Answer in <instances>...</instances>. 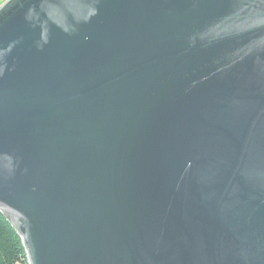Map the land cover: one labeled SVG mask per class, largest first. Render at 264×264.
<instances>
[{"label": "water", "instance_id": "water-1", "mask_svg": "<svg viewBox=\"0 0 264 264\" xmlns=\"http://www.w3.org/2000/svg\"><path fill=\"white\" fill-rule=\"evenodd\" d=\"M0 210L29 264H264V0H7Z\"/></svg>", "mask_w": 264, "mask_h": 264}, {"label": "trees", "instance_id": "trees-1", "mask_svg": "<svg viewBox=\"0 0 264 264\" xmlns=\"http://www.w3.org/2000/svg\"><path fill=\"white\" fill-rule=\"evenodd\" d=\"M0 264H29L21 236L1 210Z\"/></svg>", "mask_w": 264, "mask_h": 264}, {"label": "clouds", "instance_id": "clouds-1", "mask_svg": "<svg viewBox=\"0 0 264 264\" xmlns=\"http://www.w3.org/2000/svg\"><path fill=\"white\" fill-rule=\"evenodd\" d=\"M6 2H7V0H0V7H2L3 4L6 3Z\"/></svg>", "mask_w": 264, "mask_h": 264}, {"label": "rangeland", "instance_id": "rangeland-1", "mask_svg": "<svg viewBox=\"0 0 264 264\" xmlns=\"http://www.w3.org/2000/svg\"><path fill=\"white\" fill-rule=\"evenodd\" d=\"M1 8V7H0Z\"/></svg>", "mask_w": 264, "mask_h": 264}]
</instances>
